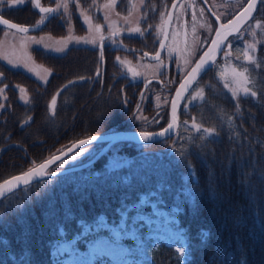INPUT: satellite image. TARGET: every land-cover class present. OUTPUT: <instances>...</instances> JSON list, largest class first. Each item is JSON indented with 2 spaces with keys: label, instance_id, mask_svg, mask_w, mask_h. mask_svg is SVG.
<instances>
[{
  "label": "trees",
  "instance_id": "trees-1",
  "mask_svg": "<svg viewBox=\"0 0 264 264\" xmlns=\"http://www.w3.org/2000/svg\"><path fill=\"white\" fill-rule=\"evenodd\" d=\"M257 10L261 26L254 32L256 63L244 62L246 36L232 40L227 58L237 69H248L246 87L256 96L233 97L212 66L199 78L208 74L207 80H198L193 87L202 85V97L180 108L173 136L150 142L122 140L125 161L111 163L102 154L94 163L59 173L51 182L46 177L9 193L0 200V264H61L52 252L58 242L74 239V246L86 250L89 242L108 234L110 226L137 223L141 213L149 214L150 200L176 216L186 248L191 247L189 264H264L262 0ZM10 18L23 22L21 15ZM227 59L222 57L215 65ZM94 67L82 60L74 64L62 60L56 69L65 73L62 81L76 83L59 91V104L52 106L49 83L41 106L27 103L23 108V120L31 117L23 126V151L29 158L22 166L13 160L0 170V180L62 150L73 139L120 127L126 108L117 87L107 85L100 91L80 80L87 79ZM29 102L37 104L40 99ZM193 122L215 129L218 136L201 139L203 133L192 127ZM100 217L107 227L97 226ZM202 232L207 233L203 241ZM124 239L134 243L130 237ZM141 263L184 264L176 248L164 241L149 245Z\"/></svg>",
  "mask_w": 264,
  "mask_h": 264
},
{
  "label": "flooded vegetation",
  "instance_id": "flooded-vegetation-1",
  "mask_svg": "<svg viewBox=\"0 0 264 264\" xmlns=\"http://www.w3.org/2000/svg\"><path fill=\"white\" fill-rule=\"evenodd\" d=\"M221 1L224 3L222 4ZM247 1L115 0L113 4L112 0H68L67 12L61 8L59 13L49 14L41 13L31 0H26L25 4L16 7L0 6V16L12 21H15L10 18L12 15L23 16V22L15 21L23 26L35 27L41 17L46 15L44 23L39 28L29 30L28 33L39 35L42 30H46L54 40L60 41L66 38L69 41L62 52H44L43 48H32L34 58L50 70L45 80L43 71L31 72L28 67H23V63L14 67L13 64L0 58V73L3 74L0 76V88L5 89L3 93H0V105H3V108H0V170L9 168L13 160L23 165V127L21 125L24 126V122L30 117L23 120V108H27V103L30 107L41 106L44 88L52 83L53 89L50 94H53V98L55 97V105L59 104V91L67 85L73 86L76 83V80L75 83H70L73 79L62 81L61 75L65 73L56 70L63 59L67 58L71 64L79 60L95 63V67L88 72L89 77L83 80L84 84L100 91L107 85L116 86L121 94L124 86L129 85L135 89L133 99H128L129 103H135L138 99L139 108L143 105L150 107L153 93L165 91L172 94L187 72V66L177 69L175 63L181 64L182 59L185 61V58L191 54L194 62L206 49L217 27L218 13L224 11L232 17L243 8ZM61 2L62 0H40V5L54 8ZM231 3H236L237 8H231L229 5ZM174 4L175 7H173ZM171 10V19L165 36L167 18ZM195 18L197 21L193 23ZM219 20L227 21L220 18ZM212 22L215 26L211 29ZM247 22L240 28V32ZM97 25L100 27L97 28ZM4 27L6 26L0 25V28ZM136 27L141 28L143 35L129 36L127 30ZM238 34L230 35L226 42L233 36L237 37ZM76 40H95L96 43H75ZM161 41L164 42L165 47L159 51ZM175 44L179 46V53L170 56L171 53H168V50ZM158 51L160 52L159 61H162L164 66L157 74H148L143 78L138 65L131 61L132 68L125 66V62L129 60L128 57L133 60L138 57L143 61L159 62L154 58ZM145 53L148 55L145 56ZM150 55L154 57L150 59ZM117 57L120 61H117ZM222 57L223 52L215 63ZM133 74H136L135 79H132ZM148 79L150 81L144 88L142 96L141 90ZM21 88L25 91L22 92ZM23 93L28 94L27 103L21 98ZM188 94L184 97L185 99ZM146 95L149 98L144 103ZM30 99L33 101L40 99V102L33 104L29 102ZM72 125H76L75 119Z\"/></svg>",
  "mask_w": 264,
  "mask_h": 264
},
{
  "label": "rangeland",
  "instance_id": "rangeland-1",
  "mask_svg": "<svg viewBox=\"0 0 264 264\" xmlns=\"http://www.w3.org/2000/svg\"><path fill=\"white\" fill-rule=\"evenodd\" d=\"M221 3L223 4L224 2L221 1ZM229 5L231 6V8H237L238 6L236 3H231ZM257 11L258 10L256 9L253 16L251 17V20L248 21L247 24L243 27L242 32H240L242 33V35H240L239 33L237 36V37L246 36L247 44L249 45L254 44L253 43L254 32L256 31V29L260 28L261 26V19L257 17ZM229 16L230 15H228V13L224 11L218 13V17L223 21L224 20L228 21L231 18ZM196 21L197 18H195L192 22L194 23ZM257 22H259L260 24L259 27L257 26ZM214 26L215 23L212 22L211 29L214 28ZM31 37H36L37 39L43 38L42 43L34 44L31 41ZM233 39H235V36L231 37L228 42H231ZM228 42H226V44ZM68 43L69 41L66 40V38L61 39L60 41L54 40V38L51 35H49V33L46 30H42L39 35H31L29 33H21L16 30L9 29L8 27L0 28V58L6 61L11 60L13 61V64L19 65L23 63V67L24 64H27L28 69H31V72L43 71V74L45 73L43 75L44 80L45 77L47 76V73H49L50 70L46 67H43V65L34 58L32 48L38 47V48H43L44 52L46 51L54 52L56 49H60V48H63L65 50ZM44 45H48V48L46 49ZM225 50H227V48H225ZM168 53H171L170 56H172V54L174 53L178 54L179 53L178 44L172 45L168 50ZM248 54L253 57L255 55L252 53V49L249 51ZM128 58L129 60L125 62V66H128V68H130L132 61L133 63L139 66V71L143 78H145V76H148V74L159 73L164 66L163 62L161 65V61L149 62V61H143L138 57L135 60H133L130 57ZM223 58L225 59L224 53H223ZM182 60L183 62H181V64L180 62H176L175 66L177 69L183 67L185 68V66H187L188 68L187 72L196 61L195 60L193 62L194 58L192 54L187 56V58H185V61L184 59ZM214 65H213V69L216 74L219 72L220 74L223 73V75H220V78L222 79V81H224V83L228 82L227 88L231 89L233 87L239 86V85H234L232 83V69L235 68L237 72L243 70L237 69L233 65L232 60L227 59L219 66L216 65L214 66ZM205 75H206L205 77L198 79L199 82L200 81L203 82V80L208 78V74ZM198 80H196V82ZM196 82L193 84L192 87L195 86ZM243 86L246 87V84ZM202 88L203 87L201 84H199L196 88H192L193 90H191L187 98L181 102L180 107H182L183 104L187 106L189 103L194 102V101H190L188 98L190 97V95L195 96L198 92H202ZM109 90L111 89H108V91ZM134 93H135V89H132L131 86H127L124 88L122 93V98L124 99L123 106L124 108H126V110H124L126 114H124V116L122 117L121 124L119 125L120 127L118 128L114 127L105 130L102 133L107 131H114V130H131V131L144 130L151 132V129L158 128L155 130L157 131L162 129L167 124V122L169 121L168 119L169 106L171 103V98L173 93L172 94L171 92L166 93L165 91H159L153 93L151 96L152 103L150 104V107H145L143 105L140 108L138 107V99L137 102L132 104L129 103L128 101V98L129 100L131 98L133 99ZM23 97H26L27 99L29 98L28 94H24V93H23ZM201 97L202 96H199L196 100H199ZM148 98L149 96L146 95L144 103ZM125 101L127 103H125ZM23 102H25L24 99ZM136 117H141V118L137 119ZM120 141L114 142L106 149V151L102 153L103 155L104 154L107 155V158L111 163L122 162L126 160L125 149L121 147L122 143H120ZM104 144L105 142H94V144L84 146V147H88L90 150L85 155H82L78 160L72 161L69 164L65 165V167L81 164L89 160L100 150V148ZM27 154L28 153L26 151H23V164H25L26 160L29 158ZM37 163L36 162L32 163L26 169L33 167ZM56 169H57L56 166L49 168L50 171ZM145 198H146L145 195H143L142 202H144ZM149 203L152 206L150 213L149 214L141 213V215H139L135 219V222L137 223L132 222L131 224L127 225L125 221H122L117 226H110L109 233L99 235L92 242H89L86 250H81L78 247L74 246L73 245L74 239L58 242L53 247L52 250L55 259L59 261L61 264H142L141 263L142 256L144 255V252L146 251L149 245L152 244L156 245L161 241H164L165 243L175 247L176 250L181 246V243H183V245L186 247L185 238L183 237V240L180 239V233L182 232V229L177 224L176 216L173 213L163 209L162 207L157 206L156 202L153 200H150ZM174 210H176V208H174ZM140 219L142 220V222H140ZM97 226H102V227L108 226L107 223L105 222L104 217H100L98 219ZM85 228H88V226H86ZM125 237L132 238L134 240V243L130 245L127 241H122Z\"/></svg>",
  "mask_w": 264,
  "mask_h": 264
},
{
  "label": "snow or ice",
  "instance_id": "snow-or-ice-1",
  "mask_svg": "<svg viewBox=\"0 0 264 264\" xmlns=\"http://www.w3.org/2000/svg\"><path fill=\"white\" fill-rule=\"evenodd\" d=\"M26 0H0V6H7V7H16L18 5H23L25 4ZM256 2L257 0H248L247 6L242 9L240 14L236 17L235 21H229V25L237 24L241 22V20H246L248 17L252 15V11L256 7ZM264 2V0H262ZM31 3L39 9V11L43 14H49V13H59L60 9L63 8L65 12L68 11V0H62L61 3H57L56 7H43L40 5V0H31ZM112 3H115V0H112ZM105 7H108V5H105ZM175 7V4L173 5ZM202 11V10H201ZM163 15V14H162ZM47 18L46 15H43L41 17V20L38 21L37 26L39 24L44 23L45 19ZM219 19V17H217ZM0 25L7 26L9 29L16 30L21 33H28L29 28L26 26H21L15 23H11L9 20L4 19L3 16H0ZM257 26L259 27L260 24L257 22ZM100 26L97 25V28ZM227 26L221 25V28H225ZM151 28V26H149ZM129 36L132 34H141L143 35V32L141 28L136 27V28H129L128 30ZM237 33H240L239 27L236 29ZM216 35L217 37L221 36V31L219 29L216 30ZM228 35H232V33H227L224 35L222 39H213L212 40V45L209 48V51H205L204 54L200 57V59L196 62L195 66L192 67L191 72L188 73V75L185 77V82L181 83L180 89L177 90L176 97L177 99H185L183 97V91H187L188 87L191 86L192 80L196 79V76L199 75L202 71H206L209 69V67L215 63L214 58L210 55L212 51L215 52H223L225 59H227L231 55V43L227 41ZM242 35V33H240ZM43 38L37 39L36 37H31V41L34 44H41ZM92 43L95 44L96 41H81V40H76L75 43ZM115 42V41H113ZM44 47L47 49L48 45H44ZM165 45L161 41V49H164ZM227 48V50H225ZM255 45H249L245 44L244 46V62L248 64H254L256 63V60L253 56H250L248 53L251 49H254ZM55 51L57 52H62L64 51L63 48L56 49ZM148 54L145 53V56ZM157 61L160 60V52H156V55L154 57ZM6 59V57H5ZM237 60H240V57H236ZM117 61H120V58L117 57ZM10 64H13V61L9 60L8 61ZM162 65V61H161ZM14 67L19 66L18 64H13ZM24 67L27 68L28 65L24 64ZM31 71V69H29ZM248 69L245 68L243 71L237 72L235 68L232 69V83L234 85H239L238 87H233L230 89L231 94L233 97H239V96H256V92L250 91L248 87H244L243 85L248 83V77L245 75L247 73ZM99 74V73H98ZM3 74L0 73V76ZM223 75V73H221ZM136 78V74H133L132 79ZM84 77H80V80H84ZM70 83H75V81H72ZM225 87H228V82L225 83ZM4 88H0V93L4 92ZM22 92L25 91V89L21 88L20 89ZM143 96V93H142ZM199 96H202V92H198L195 96H191L188 98L190 101H195ZM24 99L25 103L28 102V99L26 97H21ZM56 103L55 97L52 100V106H54ZM125 103H127L125 101ZM238 106V105H237ZM139 107V106H138ZM0 108H3V105H0ZM172 109H173V121L168 124V126L164 129H162L160 132L154 133V132H149V131H144L141 130L138 133V137L140 140H143L145 142L153 140L155 137H164L168 135L172 129L175 126V120H176V109H177V103L176 99L172 100ZM137 119H140L141 117H136ZM31 117L28 118V121H25L24 123L30 122ZM185 124H187V121H184ZM23 127V124L21 125ZM192 127L197 131V132H202L203 135L200 137L201 139H205L207 137H215L218 136V133L215 131L213 128H204L202 129L199 125L195 124L193 122ZM98 137L96 136H91L88 137L86 140H80L78 141L77 144H74L72 148H69L67 152L61 151L59 155H53L50 157L48 160H46L44 163L40 164L38 167H33L30 168L28 171L12 177L11 179L5 180L3 184H0V200L4 199L7 194L12 193L15 189L19 187H24L27 188L34 180H39L41 182H44V178L48 177L49 181L51 182L52 179H54L59 173H62L64 170L65 165L69 164L72 161L78 160L82 155H85L90 149L88 147H84L86 145H90L91 142L96 141ZM73 149H75V152L73 154ZM183 156L184 154L181 153ZM55 165L56 168L59 170L58 171H50L49 166L50 165ZM7 185V187H5ZM194 194V193H191ZM201 240H206L207 238V233H201ZM184 234L181 232L180 233V239L183 240ZM177 252L179 256L181 257V260L184 262V264H189L190 257H191V247L189 246L186 248L183 243H181V246L177 249Z\"/></svg>",
  "mask_w": 264,
  "mask_h": 264
},
{
  "label": "water",
  "instance_id": "water-1",
  "mask_svg": "<svg viewBox=\"0 0 264 264\" xmlns=\"http://www.w3.org/2000/svg\"><path fill=\"white\" fill-rule=\"evenodd\" d=\"M258 2L259 0H257L256 2V7L255 9L252 11V15L250 17H248L246 20H241V22L237 23V24H233V25H229L228 22L229 21H235L236 20V17L240 14V12L242 11V9L244 7L247 6V3L243 6V8H241L239 11H237L228 21L226 22H221L219 19H217V27L215 29V32L213 34V37L210 41V43L208 44V46L206 47V49L200 54V56L196 59V61L194 62V64L192 65V67L195 66L196 62L200 59V57L204 54L205 51H209V48L211 47L212 45V40L213 39H222L224 37L225 34L227 33H232V35H236L237 34V27H239V29L247 22L251 19V17L253 16L254 12L256 11V8H257V5H258ZM171 13H172V10L170 11L169 15H168V18H167V24H166V27H165V36H166V33L168 31V27H169V23H170V19H171ZM4 19H7L5 17H3ZM9 20L11 23H15V24H18V25H21L23 26L22 24L20 23H17L15 21H12L10 19H7ZM42 24H39V26H35V27H32V26H26L28 27L30 30H33V29H36V28H39ZM221 25H225L227 27L225 28H221ZM7 27V26H6ZM219 29L221 31V36L220 37H217L216 35V30ZM230 35H228L229 37ZM227 37V38H228ZM165 40V37L163 39V41ZM164 43V42H163ZM161 45L159 46V51H161ZM221 54V52H215V51H212L210 53V55L214 58V60H216L218 58V56ZM154 57V55H150V59H152ZM192 67L188 70V72L184 75V77L181 79V81L179 82V84L177 85V87L175 88L173 94H172V98H171V103H170V106H169V121L167 122V124L162 128H166L168 126V124L170 122L173 121V109H172V100L173 99H176V103H177V109H176V120H175V126L174 128L172 129V131L164 136V137H155L153 140L151 141H154V140H159V139H163V138H166V137H169V136H173L176 131H177V127H178V110H179V107L181 105V102L183 101V99H177L176 97V94H177V90L180 89V85L181 83H184L185 82V77L188 75L189 72H191V69ZM211 67V66H210ZM204 71H202L199 75L196 76V79L195 80H192L191 82V86L188 87L187 91H183V97L186 96V94L189 92V90L191 89V87L193 86V84L196 82V80L199 78V76L203 73ZM150 79L146 80L144 82V85H143V89L141 90V93L143 92L144 88L146 87V85L149 83ZM162 129L160 130H157V131H151V132H154V133H157V132H160ZM140 131H131V130H114V131H108V132H104V133H95V134H91V135H87V136H84V137H80L74 141H72L70 144H68L66 147H64L62 150L48 156L47 158L41 160L39 163H37L36 165H34L33 167H38L40 164L44 163L46 160H48L50 157H52L53 155H59L61 151H64V152H67V150L69 148H72V146L74 144H77L78 141L80 140H86L88 137H91V136H96L98 137V139L96 141H93L91 143H94V142H105V144L100 148V150L92 157L90 158L89 160L81 163V164H77V165H73V166H69V167H65L63 172H66V171H71V170H75V169H78V168H82V167H85L91 163H93L95 160H97L104 151H106V149L111 145L113 144L114 142H117V141H120V140H128V141H134V142H145L143 140H140L139 137H138V133ZM147 142H150V141H147ZM75 151V149H73V152ZM52 166V165H50ZM49 166V167H50ZM31 167V168H33ZM30 169V168H29ZM29 169H26L22 172H19V173H15V174H12L10 176H8L7 178L3 179L0 181V184H3L5 180H8V179H11L12 177H15V176H18L26 171H28ZM51 171H58V169L56 170H51ZM62 172V173H63ZM46 178V177H45ZM36 181V180H34ZM33 181V182H34ZM5 187H7V185H5ZM21 188V187H19ZM18 189V188H17ZM16 190V189H15ZM8 195V194H7Z\"/></svg>",
  "mask_w": 264,
  "mask_h": 264
}]
</instances>
